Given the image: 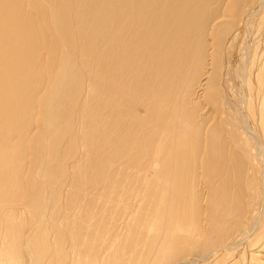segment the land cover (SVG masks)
Here are the masks:
<instances>
[{"label": "bare ground", "instance_id": "1", "mask_svg": "<svg viewBox=\"0 0 264 264\" xmlns=\"http://www.w3.org/2000/svg\"><path fill=\"white\" fill-rule=\"evenodd\" d=\"M0 264H264V0H0Z\"/></svg>", "mask_w": 264, "mask_h": 264}]
</instances>
